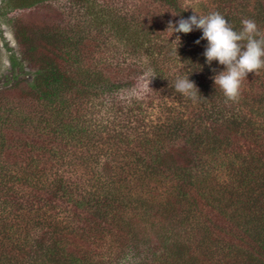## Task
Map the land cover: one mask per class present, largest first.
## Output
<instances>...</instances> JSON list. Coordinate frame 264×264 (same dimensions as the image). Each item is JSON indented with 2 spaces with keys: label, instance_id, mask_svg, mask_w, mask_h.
Instances as JSON below:
<instances>
[{
  "label": "trees",
  "instance_id": "trees-1",
  "mask_svg": "<svg viewBox=\"0 0 264 264\" xmlns=\"http://www.w3.org/2000/svg\"><path fill=\"white\" fill-rule=\"evenodd\" d=\"M10 1L15 8L22 2L28 4L24 8H29L47 0ZM70 1L84 5V14L100 4L97 32L110 38L107 42L126 41L133 62L116 66L113 60L101 56L97 62L71 71L82 55L99 53L86 32L78 30L72 36L61 18L22 19L15 26L22 57L33 68L34 78L0 91V228L11 214L17 224H26L51 210L49 218L42 217L48 225L56 211L70 207L72 216L66 218L62 227L52 230L54 235L69 231L72 236L63 262L57 264H89L92 254L97 253L94 242L107 244L106 236L113 227L118 228L119 234L112 236L120 239L125 235L136 253L150 257L148 264H179L184 260L187 240L191 249L206 233L200 224L194 231L189 224L184 233V220L189 222L192 218V208L201 216L208 208L216 215H240L237 220L244 225L236 221L239 231L235 233L248 232L243 238L258 245L251 252V260L231 264H264V136L259 127L249 118L237 124L235 118L226 117L231 115L230 107L227 112L221 108L210 117L202 114L200 107H207L206 101L219 90L212 78L206 84L195 82L201 96L195 101L188 99L195 106L191 103L179 113L161 108L163 112L156 120L149 118H153L150 114L155 109L150 103L152 95L162 92L160 101H165L166 96L175 93L172 84L177 78L187 76L190 70L201 73L204 67L217 65L214 61L208 65L203 55L208 42L201 40L196 44L202 30L177 33L182 34L181 43L171 39L174 34L167 31L169 21L176 23L186 18L181 0H150V5L160 3L158 10L149 8L144 0H131L135 1L132 6L126 4L129 0ZM224 9L219 11L225 12ZM222 15L236 31L242 29L229 12ZM184 40H188V47L178 55L176 51ZM150 74L153 83L145 103L152 109L141 110L145 103L137 100L131 103L134 107L124 108L119 102L120 91L140 85ZM24 100H30L31 112L11 108ZM263 102L261 98L258 103ZM208 106L214 105L208 101ZM251 111L258 112L254 108ZM97 126L101 132H97ZM68 137L74 142L73 150L64 144ZM241 138L256 143L247 155L242 153ZM52 145L65 150L60 156L57 152L52 154ZM44 148L38 158L33 157L35 150ZM48 154L51 157L42 156ZM65 155L74 159L70 170L52 179L45 169L62 166L57 157ZM82 155L97 159L95 192L72 180L75 174L89 171V163ZM11 167L24 169L21 175L25 183L17 179L21 189L10 187L12 181H3L10 174L13 178ZM221 167H227L231 174L227 181L217 176L225 171ZM162 188L167 190L164 198ZM75 191L79 199L73 202ZM185 205L190 207L188 211ZM7 213L10 214L3 216ZM25 238V229L17 236H9L18 245ZM110 242L115 240L111 238Z\"/></svg>",
  "mask_w": 264,
  "mask_h": 264
},
{
  "label": "rangeland",
  "instance_id": "rangeland-1",
  "mask_svg": "<svg viewBox=\"0 0 264 264\" xmlns=\"http://www.w3.org/2000/svg\"><path fill=\"white\" fill-rule=\"evenodd\" d=\"M97 1L101 2L102 0ZM144 1L149 4L147 5L149 8L150 6L157 10L161 8L159 2L150 5V0ZM97 4L98 3L95 5L97 6ZM126 4L132 6L135 4V1L129 0ZM12 5L10 0H0V91L14 88L19 82L29 83L34 78V70L31 68L28 61L24 60L22 57L20 45L17 42L18 40L15 34V26L18 23H21L22 19L25 21H40L44 18L55 21V19L61 18L60 20L67 22L65 24L69 26V29L72 32L70 34L72 36L78 30H82L90 36L89 39H91L89 41L95 46L99 53L97 54L96 51V53L91 52L84 56L82 55L80 63L74 66L72 65L71 68L73 69L71 71L74 69L77 71L79 65H82V68H85L89 63L93 64V62H97V58L100 59L101 56L113 60L116 66H121L126 63L130 64L131 61L133 62V58L130 59V45L126 43V41H118L115 43L113 41L107 42L106 39L109 40L110 38L105 37V34L97 32L96 16L98 7H101L100 4L97 6V9L93 8L94 10L85 14L86 7L83 8L84 5L74 4L70 0H47L40 4L32 5L29 8H24L28 4L23 2L16 8ZM180 6L185 11V19L191 17L194 14V10L201 15H207L210 12L219 11L223 7L225 8V12L219 11L221 14L229 12L232 17L236 19L237 23H241L245 18L253 19L258 25L259 30L264 33V0H181ZM100 26L103 28L104 24L100 23ZM102 28L100 30H102ZM199 31L200 30L197 32ZM177 36L180 38L182 34L180 36V34L175 33L171 39L174 41ZM176 42L179 43L178 41ZM186 43H188V40L182 41L180 48L176 51L178 55L182 54L181 51H186L188 47ZM214 62H216L217 65H214L211 68L204 67L205 69H202L201 73H198L196 70H190L187 76H189L190 80L197 82L198 84H202V82H204V84L208 81L210 82V78L216 73L225 70V67L220 65L218 61ZM213 69H216V73L213 72ZM210 71L212 72L211 74ZM152 79L153 76L150 74L142 80L140 85L130 86L129 88L121 90L118 96L121 105L124 108L134 107L135 105L131 104L133 100L147 103V98H149L147 96L150 92L149 88H151L149 86L153 83ZM260 95L264 100V69L260 70L257 74L249 73L247 79L243 82L242 95L239 102H226L223 93L220 90H217V92H214L208 99V101L214 106L209 107L208 101H206L207 107H198H200L202 114H206L207 117L217 114L221 108L227 112L230 107L229 114L231 115L226 117L235 118L237 124L245 123L247 120L252 119L254 121L253 123L259 127L261 135L264 136V105H262L264 102L258 103L259 100H261V98H259ZM162 98L163 93L159 91L157 95H152L150 98V103H154L152 108L155 107L150 114L153 118L149 117L150 119L156 120V117L159 116V112H163L160 110L161 108H169V110L172 108L179 113L186 110L187 105L191 103L194 106L196 105L195 103L188 101V99H192L185 97L177 91H175L171 97L166 96L165 101H160ZM29 102L30 100L20 101L19 105H11V108L16 111L26 109L28 112H31V110L28 109V106L30 105ZM146 103L145 105H141V110L145 112L148 111V109H152L150 105ZM252 108L258 112L252 113ZM242 128L244 129V125ZM96 129L97 132H101V129L98 126ZM243 129H241V134H243ZM250 129L251 127L246 129V133H249ZM235 134L238 133L235 132ZM238 136L241 137L240 134ZM94 137L95 135H91V138ZM232 137L233 135L231 134V138ZM239 140L241 141L242 153L247 155L252 149L254 142H249L250 139L245 140L243 138ZM64 144L67 149L73 150L71 146L74 145V142L71 141L69 137L64 139ZM254 145H256V143H254ZM52 147L54 148L52 154L53 152H57L59 154L58 156H60L65 150V148L62 150L55 145H52ZM20 151L26 152V149H20ZM44 151L45 148L42 150H35L32 153L33 157L38 158L39 154ZM19 154L20 152H18L17 156ZM29 154L26 153L25 155L27 156ZM42 156L45 158L51 157L49 154ZM82 158L84 161H87L86 164L89 163V171L87 172L84 170L79 174H75V179L72 177V180L73 182L76 180L77 185L81 186L83 189L88 188L91 192H95L98 186V183L96 182L97 175H95L98 170L97 159L95 160L92 159V156L84 155H82ZM57 159H61L62 166L55 165L52 167L51 165L45 169L47 173H51L52 179H56L59 174L64 176V173L62 172L68 171V169L70 170L69 164H72L74 161V159H69L68 155H65L64 158L57 157ZM23 165L26 167L25 163ZM7 169L9 170V167ZM220 169L225 171L217 174V176H219L221 180L225 179V181H227L231 175L226 171L227 167H221ZM10 171L13 174V178L12 175L8 173L10 175L4 177L3 181H12L10 187L21 189L22 186L17 182V179L21 184L25 183L24 177L21 175L24 169L17 170L16 168L11 167ZM29 171L31 170L29 169ZM77 171H80V169ZM162 189L164 190L162 198H164L167 196V190L165 188ZM247 198L249 200V197ZM77 199H79V195L78 191H75L73 192V202ZM182 206L180 208H182ZM185 207L187 208V211L190 208L187 205H185ZM46 208L49 210L48 206H45L44 209ZM71 212L72 210H70V207H68L66 211H56L54 219H49L48 225H46L47 220L43 221L42 217L49 218L52 214L51 210H49L44 216L41 215L42 217H38L37 220H30V222L26 224H17L12 214H4L3 216L9 215V218L4 221L3 227L0 228V264H57L58 261L63 262V256L67 253L70 246L69 239L72 238V236L69 235V231L63 232L61 236L54 235L52 234V230L62 227L65 224L66 218L72 216ZM203 212L204 215L201 216L192 208V218H190L189 222L185 220L183 222L182 230L184 233L188 230L189 224L193 231L197 229L199 224L203 225L206 233L204 237V233L199 236L200 239L197 243L190 244L191 249H188L189 240H187L188 242L183 246L186 247L185 252L183 253L184 260H180L179 264H231L233 261L244 262L246 259H252L251 252L257 250L258 245H253L251 240L246 241L243 238L244 234L246 236V233L248 232L245 231L242 234L235 233L236 230L239 231L236 221L241 225H244V222L237 220L240 215L233 218L232 214H227V212L225 215H216L218 213L213 212L208 208ZM226 216L231 217L232 220ZM198 219L200 220L199 222L197 221ZM108 223H106V225H109ZM5 225L6 229L4 228ZM23 229L26 230V238L22 240L19 245L12 241V239H9V236L13 237L22 233ZM75 233L77 234V232ZM116 233L119 234L118 228L113 227L106 236L108 243L104 246L100 245L97 240L94 242L97 243V253L92 254L89 264H148L150 262V257H146L145 254H138L134 251V247H131V245H129L130 242L126 241L127 239L125 235L122 234L120 239L114 238L113 236ZM4 238H8V240ZM111 238L114 239L115 242H110ZM81 250L85 252L86 248L82 247Z\"/></svg>",
  "mask_w": 264,
  "mask_h": 264
},
{
  "label": "clouds",
  "instance_id": "clouds-1",
  "mask_svg": "<svg viewBox=\"0 0 264 264\" xmlns=\"http://www.w3.org/2000/svg\"><path fill=\"white\" fill-rule=\"evenodd\" d=\"M175 15V14H174ZM242 29L236 31L229 21L218 11L201 15L194 10V14L176 23L169 21L168 30L173 34H189L194 29L202 30V37L196 41L206 40L207 47L203 55L211 65L218 61L225 67L224 71L216 73L212 79L216 88L224 95L226 102H239L242 95L243 82L249 73L257 74L264 69V33L253 19L245 18L241 21ZM176 41L180 38L177 36ZM175 91L193 101L201 95L195 82L189 76L177 78L172 84Z\"/></svg>",
  "mask_w": 264,
  "mask_h": 264
}]
</instances>
